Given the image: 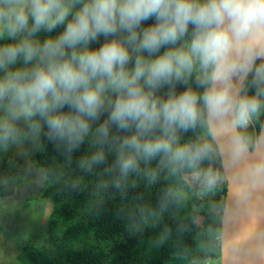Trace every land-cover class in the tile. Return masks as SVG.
Here are the masks:
<instances>
[{"label":"clouds","instance_id":"obj_1","mask_svg":"<svg viewBox=\"0 0 264 264\" xmlns=\"http://www.w3.org/2000/svg\"><path fill=\"white\" fill-rule=\"evenodd\" d=\"M0 41L3 147L43 139L71 159L87 143L77 167L102 187L188 170L211 191L203 165L226 141L264 180V154L249 158L264 126L247 131L264 114V0H0Z\"/></svg>","mask_w":264,"mask_h":264},{"label":"trees","instance_id":"obj_2","mask_svg":"<svg viewBox=\"0 0 264 264\" xmlns=\"http://www.w3.org/2000/svg\"><path fill=\"white\" fill-rule=\"evenodd\" d=\"M263 119L264 114L247 130L254 139L259 135ZM199 133L197 128L185 134L184 139ZM41 140L44 149L34 161L47 177L44 197L53 200L54 210L44 243L22 246L19 255L22 263L200 264L199 260L206 257L208 252L199 249L192 234L198 227V213L192 211L191 201L166 200L163 195L168 187L184 191L190 171L171 178L161 175L155 183L130 176L128 186L121 192L101 186L102 182L111 184V177L102 175L101 169L88 174L77 167L76 161L85 154L87 143L69 159L51 143ZM155 164L154 161L151 167ZM209 166L222 172L219 156L204 162L203 167ZM214 189L212 206L222 211L227 192L225 177ZM205 200L197 202L201 204ZM212 250L213 246L209 252L214 261Z\"/></svg>","mask_w":264,"mask_h":264},{"label":"rangeland","instance_id":"obj_3","mask_svg":"<svg viewBox=\"0 0 264 264\" xmlns=\"http://www.w3.org/2000/svg\"><path fill=\"white\" fill-rule=\"evenodd\" d=\"M43 149L42 140L36 144L21 140L18 145L7 148L0 145V264H24L19 259L22 246L41 245L48 235L54 203L51 198L44 197L47 177L34 161ZM219 174L220 180L224 179V174L220 171ZM183 192V199L191 201L192 211L198 213V227L192 234L199 249L208 252L199 263L219 264L217 246L222 211L212 206L216 190H204L190 173L186 176ZM200 199L211 203L212 209L209 210L206 200L198 203ZM211 246L215 262L210 257Z\"/></svg>","mask_w":264,"mask_h":264},{"label":"water","instance_id":"obj_4","mask_svg":"<svg viewBox=\"0 0 264 264\" xmlns=\"http://www.w3.org/2000/svg\"><path fill=\"white\" fill-rule=\"evenodd\" d=\"M259 142L257 154H264V140ZM225 145L224 154L219 156L227 181L220 223L219 264H264L260 259L264 240V180L257 183L245 174L244 165L230 159L226 141ZM255 156L256 147L250 148V160Z\"/></svg>","mask_w":264,"mask_h":264},{"label":"bare ground","instance_id":"obj_5","mask_svg":"<svg viewBox=\"0 0 264 264\" xmlns=\"http://www.w3.org/2000/svg\"><path fill=\"white\" fill-rule=\"evenodd\" d=\"M259 146H260V142L257 143L256 145V154L259 151ZM260 259L262 260V262L264 263V240L262 242V248H261V253H260Z\"/></svg>","mask_w":264,"mask_h":264}]
</instances>
